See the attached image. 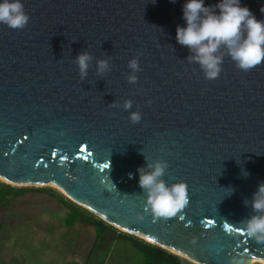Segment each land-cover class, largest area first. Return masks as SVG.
I'll return each instance as SVG.
<instances>
[{
  "label": "water",
  "instance_id": "water-1",
  "mask_svg": "<svg viewBox=\"0 0 264 264\" xmlns=\"http://www.w3.org/2000/svg\"><path fill=\"white\" fill-rule=\"evenodd\" d=\"M21 2L28 23L0 24V179L55 188L194 264H264V243L239 223L253 214L243 201L264 182V62L244 71L225 55L219 76L206 79L175 40L185 0ZM241 5L264 20V0ZM81 51L93 56L84 80ZM137 55L130 84L127 62ZM97 59L111 70L98 76ZM129 111L141 120L131 123ZM145 157L167 161V183L188 186L189 204L172 218L145 210L137 173Z\"/></svg>",
  "mask_w": 264,
  "mask_h": 264
},
{
  "label": "clouds",
  "instance_id": "clouds-1",
  "mask_svg": "<svg viewBox=\"0 0 264 264\" xmlns=\"http://www.w3.org/2000/svg\"><path fill=\"white\" fill-rule=\"evenodd\" d=\"M155 3V0H151ZM176 3V0H170ZM264 9V8H262ZM261 9V11H262ZM184 26L177 25L175 40L186 46L190 55L189 63L198 64L208 80L216 79L221 72L225 55L240 70L248 69L264 62V20H257L241 0H218L215 5H206L205 0H185L182 6ZM29 21L21 0H0V24L12 29H21ZM138 55L127 62L130 70L126 80L135 84L140 71ZM93 56L88 51H81L75 57L79 76L84 80ZM108 59L95 61V72L102 76L110 71ZM117 107L116 102L111 104ZM124 110L132 108V101L125 99ZM139 111H129V120L135 124L141 120ZM142 154H144L142 150ZM137 168L138 185L144 194V207L153 217L172 218L189 204V192L186 182L167 183L163 177L168 167L165 160H154ZM239 163V161H237ZM246 177L248 173L243 171ZM131 173L129 177L131 178ZM109 178V177H108ZM225 196H230L234 189H224ZM250 206L253 214L239 223L246 235L255 242L264 243V182L257 185L251 200L243 201Z\"/></svg>",
  "mask_w": 264,
  "mask_h": 264
},
{
  "label": "rangeland",
  "instance_id": "rangeland-1",
  "mask_svg": "<svg viewBox=\"0 0 264 264\" xmlns=\"http://www.w3.org/2000/svg\"><path fill=\"white\" fill-rule=\"evenodd\" d=\"M0 183L5 182L0 179ZM19 188H25L26 192L0 205V264H141L144 261L143 255L123 239L97 246L93 251L98 242L94 228L66 225L68 210L50 192L68 199L59 190L50 186ZM115 229L107 234L108 241L122 232Z\"/></svg>",
  "mask_w": 264,
  "mask_h": 264
},
{
  "label": "trees",
  "instance_id": "trees-1",
  "mask_svg": "<svg viewBox=\"0 0 264 264\" xmlns=\"http://www.w3.org/2000/svg\"><path fill=\"white\" fill-rule=\"evenodd\" d=\"M25 192V188L0 183V205L7 204L11 200L22 196ZM50 192L52 197L68 210V214L65 219L68 227H71L78 222L90 225L95 228L98 240L102 239V236L106 232L116 230L115 227L96 217L93 213L83 207L68 199H63L62 197L55 195L54 191L50 190ZM118 237L130 242V244L143 255L144 261L142 264H194L185 258L177 256L136 236L119 232Z\"/></svg>",
  "mask_w": 264,
  "mask_h": 264
},
{
  "label": "crops",
  "instance_id": "crops-1",
  "mask_svg": "<svg viewBox=\"0 0 264 264\" xmlns=\"http://www.w3.org/2000/svg\"><path fill=\"white\" fill-rule=\"evenodd\" d=\"M76 225H86V224H82V223H75L73 226H71V228H74ZM86 226H89V227H92L90 225H86ZM94 228V227H93ZM95 230V228H94ZM109 232H106L103 236H102V239L98 240V242L95 243V246H94V249L93 251L96 249V247L98 246H104V245H108L109 243H112V244H115L117 241L120 240V238L117 236L116 239L112 240V241H108L109 237L107 236ZM77 237L79 236V234H75ZM95 235H96V230H95ZM108 241V242H107ZM127 242V241H126ZM107 243V244H106ZM93 254V253H92ZM91 258L88 259V262L90 261ZM143 262H141L142 264Z\"/></svg>",
  "mask_w": 264,
  "mask_h": 264
},
{
  "label": "bare ground",
  "instance_id": "bare-ground-1",
  "mask_svg": "<svg viewBox=\"0 0 264 264\" xmlns=\"http://www.w3.org/2000/svg\"><path fill=\"white\" fill-rule=\"evenodd\" d=\"M118 229L122 230L121 228H118Z\"/></svg>",
  "mask_w": 264,
  "mask_h": 264
}]
</instances>
